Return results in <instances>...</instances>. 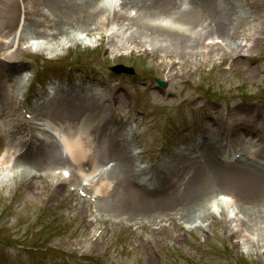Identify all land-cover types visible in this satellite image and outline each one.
Returning <instances> with one entry per match:
<instances>
[{
    "label": "rangeland",
    "instance_id": "1",
    "mask_svg": "<svg viewBox=\"0 0 264 264\" xmlns=\"http://www.w3.org/2000/svg\"><path fill=\"white\" fill-rule=\"evenodd\" d=\"M232 1L229 36L203 16L195 32H202L206 47L183 55L173 47L159 50L153 41H129L136 26L128 21L122 27L109 24V34L117 33L111 43L98 30L77 41L59 36L63 46L39 52L38 46L28 47L36 34H27L13 47L23 46L20 59L26 64L13 109L21 120H29L38 102L52 99L57 89L85 86L87 77L93 88L95 82L123 87L127 103L120 123L126 125L142 168L160 166L171 153L207 140L227 150L224 160H252L251 154L261 153L256 158L264 165V0ZM120 2L106 4L118 8ZM177 5L184 13L194 3L181 0ZM126 8L127 15H137V8ZM17 28L6 34L7 41ZM252 35L260 40L252 42ZM118 62L133 65L136 72L110 70ZM156 77L166 80L167 87L159 86ZM26 133L18 134L16 143ZM67 163L61 164L68 168ZM112 164L109 160L97 169L103 174ZM5 170L0 161V264H264V243L251 245L249 238L257 235L255 229L247 230L250 216L239 212L228 189L210 199L213 217L197 228L200 220H185L179 212L156 219L107 213L91 188L100 170L80 180L63 177L60 191L50 186L45 170H35L37 176L27 181L3 182ZM220 194L233 198L224 205ZM240 220L245 224L238 225Z\"/></svg>",
    "mask_w": 264,
    "mask_h": 264
},
{
    "label": "bare ground",
    "instance_id": "2",
    "mask_svg": "<svg viewBox=\"0 0 264 264\" xmlns=\"http://www.w3.org/2000/svg\"><path fill=\"white\" fill-rule=\"evenodd\" d=\"M106 1L0 0V117L4 118L0 124V154L9 147L0 158L6 169L3 182L17 178L27 181L37 176L35 170H45L50 186L60 191L65 180L63 169L58 171L61 175L57 170L63 163L68 162L71 169L69 178L80 180L83 174H93L98 165L111 160L109 170L91 184L107 213L130 219H156L179 212L185 220H200L197 228H202V222L213 217L210 199L219 190L228 189L239 212L250 216L247 230L255 229L257 235L249 238L251 245L263 244L264 165L256 158L261 153L251 154L252 160L226 161L223 155L227 150L207 140L196 148L171 153L160 166L142 168L137 164L126 125L121 124L116 132L111 128L116 113L125 112L127 95L123 87L92 83L96 89L87 85V77L85 86L72 84L56 91L52 99L38 102L28 121L21 120L13 109L15 93L23 86L21 70L26 67L20 59L22 47H13L17 39L27 34H36L35 38L45 41L38 46L39 52L63 46L57 40L59 36L77 41L81 34L98 30L111 43L117 33L109 34V24L117 22L122 27L128 21L130 26H136L129 41H153L159 50L173 47L183 55L206 47L204 40L201 42L202 32H195L203 16L217 23L219 32L225 29L229 36L230 18L235 14L232 11L231 16L229 12L233 10L232 0H193L191 10L184 13L176 6L181 0H121L118 8H110ZM126 7L137 8V15H127ZM14 25L18 28L7 41L5 36L11 34ZM249 37L252 42L260 40L256 35ZM84 124L88 127L83 128ZM24 131L25 137L16 143V136ZM87 164L89 168H85ZM139 181L145 183L139 185ZM237 224L245 223L240 220Z\"/></svg>",
    "mask_w": 264,
    "mask_h": 264
},
{
    "label": "water",
    "instance_id": "3",
    "mask_svg": "<svg viewBox=\"0 0 264 264\" xmlns=\"http://www.w3.org/2000/svg\"><path fill=\"white\" fill-rule=\"evenodd\" d=\"M112 69L115 70V71H122V70H125V71L133 72V69H132V68H128V67H125V66H123V65H116V66H113ZM163 84H164V83H163Z\"/></svg>",
    "mask_w": 264,
    "mask_h": 264
},
{
    "label": "snow or ice",
    "instance_id": "4",
    "mask_svg": "<svg viewBox=\"0 0 264 264\" xmlns=\"http://www.w3.org/2000/svg\"><path fill=\"white\" fill-rule=\"evenodd\" d=\"M225 199H227V197H225Z\"/></svg>",
    "mask_w": 264,
    "mask_h": 264
}]
</instances>
